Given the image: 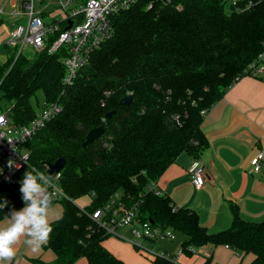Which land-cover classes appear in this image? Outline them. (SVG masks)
<instances>
[{
    "label": "trees",
    "instance_id": "1",
    "mask_svg": "<svg viewBox=\"0 0 264 264\" xmlns=\"http://www.w3.org/2000/svg\"><path fill=\"white\" fill-rule=\"evenodd\" d=\"M226 1L139 0L113 17V35L90 54L70 86L61 80L63 48L48 53L45 47L33 59L23 54L14 59L10 51L0 62V100L13 122L26 123L35 115L31 98L38 90L43 101L61 105L26 142L29 164L40 171L64 158L58 184L68 196L59 201L61 215L51 221L43 245L55 258H35V264H73L80 257L87 264H127L104 247L108 235L88 216L118 191L138 202L139 220L185 235L184 254L208 244L228 245L250 255L249 264H264V219H244L233 206L231 224L209 231L194 210L176 207L150 187L181 152L200 157L207 147L202 111L237 78L249 75L246 67L264 50V0L241 12L227 9ZM127 95L131 102L121 103ZM173 115H179L180 125ZM100 125V136L83 146L88 130ZM30 167L0 181V196L8 201L0 219L9 208L22 206L19 180ZM86 195L90 202L78 207L75 201ZM150 264L176 262L155 257Z\"/></svg>",
    "mask_w": 264,
    "mask_h": 264
},
{
    "label": "crops",
    "instance_id": "2",
    "mask_svg": "<svg viewBox=\"0 0 264 264\" xmlns=\"http://www.w3.org/2000/svg\"><path fill=\"white\" fill-rule=\"evenodd\" d=\"M0 19L1 46L13 25L5 24L3 18ZM3 61L4 58L0 59V62ZM200 126L207 140V147L196 159L203 167V186L195 187L188 172V166L195 158L181 152L154 181L153 188L167 194L176 207L194 210L200 223L209 231H219L231 224L233 206L244 219L263 220L264 71L256 76L242 75L237 78L224 90L220 99L203 112ZM258 151L263 153L261 170L254 172L250 160ZM89 202L78 205H87ZM61 212V203H52L48 213L50 222L58 218ZM6 220L7 216L3 217L0 224ZM120 229L125 230L121 231L123 234L127 233L126 228ZM180 242H166L165 250L171 252L172 249L173 254H176ZM102 243L127 264H150V261L135 263L131 259L135 253L127 241L106 237ZM14 247V257L4 264H35V258L43 262L55 258L50 248L42 246L37 252L31 251L23 237ZM207 257L208 264H249L250 260V255L240 254L225 245L210 246L209 249L204 245L190 255L178 254L175 260L179 264H204Z\"/></svg>",
    "mask_w": 264,
    "mask_h": 264
},
{
    "label": "built area",
    "instance_id": "3",
    "mask_svg": "<svg viewBox=\"0 0 264 264\" xmlns=\"http://www.w3.org/2000/svg\"><path fill=\"white\" fill-rule=\"evenodd\" d=\"M139 0H54L53 2H42V0H20L25 9V24L13 25L2 40L1 46L11 47L14 59L21 55L25 45L30 46L34 52L47 47L48 53H54L59 49L65 50L61 58L64 66L62 84L70 86L82 66L86 65L90 54L100 46L102 42L110 38L114 33L113 17L133 6ZM260 0H227V9L241 12L251 8ZM14 4V0L12 1ZM3 5L0 6V18L4 16ZM177 8H180L178 5ZM16 14V11H13ZM54 38L51 40V37ZM10 49V48H8ZM6 58V56H5ZM264 71V50L258 53L256 59L248 64L245 73L256 76ZM101 104L104 101L100 100ZM61 111V105L57 102L42 101L41 106L36 109L35 115L26 123L17 124L8 116L9 107L0 108V181L10 179L22 167L29 164V149L26 142L31 139L41 128L51 121ZM204 112V111H202ZM177 125H180L179 115H173ZM21 155L27 157L24 161ZM263 153L258 151L250 160L252 170H261V159ZM13 162L10 167L8 161ZM35 168L33 166L30 167ZM37 169V168H36ZM50 177V183L46 186L51 200L59 202L68 199V196L60 188L58 178L60 171L50 176L45 170L41 171ZM191 182L195 187L203 186L205 176L203 167L198 160H193L188 166ZM154 187V181L150 185ZM156 193H160L153 188ZM90 197V196H89ZM91 198V197H90ZM90 201V200H89ZM136 200L126 199L122 191L116 192L102 206L88 213L91 221L105 231L108 236L115 235L134 245L138 250L148 252L153 257H162L176 262L175 257L182 254L181 248L176 254L165 249H156L157 242L172 241L176 237V231L170 227H162L149 220L141 221L137 217ZM77 204V203H76ZM78 205V204H77ZM84 208V205H78ZM138 224L139 228L135 226ZM120 228H126L127 233L120 232ZM146 241L149 246L142 242H133L128 234ZM226 247L228 245H225ZM192 252L195 249L190 248ZM176 264H179L176 262Z\"/></svg>",
    "mask_w": 264,
    "mask_h": 264
},
{
    "label": "clouds",
    "instance_id": "4",
    "mask_svg": "<svg viewBox=\"0 0 264 264\" xmlns=\"http://www.w3.org/2000/svg\"><path fill=\"white\" fill-rule=\"evenodd\" d=\"M21 159L25 161L26 155H21ZM8 164L11 167L13 162L9 160ZM49 183L50 177L39 169L24 171L19 180L22 206L9 208L6 222L0 224V264L14 257V246L22 237L33 252H37L47 243L52 231L48 215L51 198L46 191ZM7 205L8 201L0 196V210Z\"/></svg>",
    "mask_w": 264,
    "mask_h": 264
},
{
    "label": "rangeland",
    "instance_id": "5",
    "mask_svg": "<svg viewBox=\"0 0 264 264\" xmlns=\"http://www.w3.org/2000/svg\"><path fill=\"white\" fill-rule=\"evenodd\" d=\"M12 1L13 0H0V6L2 4H5L3 5V12L5 13L2 18H3V21L5 24H9V25H17L18 23H24L25 24V19H26V16L24 15L23 16V11H25V9L21 6L20 4V0H14V4H12ZM54 0H42V2H53ZM8 3V4H7ZM14 8H13V7ZM13 9V10H12ZM10 10V11H9ZM9 11V12H8ZM13 11H16V14H13ZM19 13V14H18ZM13 14V15H12ZM10 16V17H9ZM25 17V18H24ZM27 47V48H26ZM29 47V48H28ZM10 48V49H8ZM10 51H11V54L14 52V49L11 48V47H4V46H0V59L4 58V60L6 59L5 56L9 55L10 54ZM23 55L27 56L28 58L30 59H33L34 58V55H35V52L33 49H31L30 46L28 45H25L22 49V52H21ZM10 54V55H11ZM43 94H42V91L41 90H38L35 94L34 97L31 98V103L32 105L35 107V109H38L40 106H41V103L43 101ZM6 101L5 100H0V107L1 106H6ZM89 201V197L88 196H85L83 198H80L78 199L77 201H75L77 204H83L85 202ZM137 229L139 228L138 224H136L135 226ZM124 232L125 230H121L120 229V232ZM121 232V233H122ZM117 238V240H124V239H121L115 235H110L108 236V238ZM128 238L132 239L133 242H142L144 245L146 246H149V244L146 242V241H141L138 237H135L133 236L132 234H128L127 235ZM186 236L181 234V233H178L176 232V237L175 239H173V242L174 244L182 241L183 239H185ZM125 241V240H124ZM166 242H170V241H166V240H163V241H160V242H157L155 245H154V248L156 249H166L167 247V243ZM131 247H132V250L134 251L135 255L134 257H131V259L136 263V262H140V261H145L147 263H149L150 259L153 257L152 254H149L148 252L144 251V253L140 250H138L136 247H133V245L129 244ZM210 244L207 245V248L209 249L210 248ZM175 250V249H174ZM171 252L173 253L172 249H171ZM81 260L84 261V263H80ZM73 264H87V261L84 257H81L80 258V261L79 259H77ZM139 264V263H137Z\"/></svg>",
    "mask_w": 264,
    "mask_h": 264
},
{
    "label": "water",
    "instance_id": "6",
    "mask_svg": "<svg viewBox=\"0 0 264 264\" xmlns=\"http://www.w3.org/2000/svg\"><path fill=\"white\" fill-rule=\"evenodd\" d=\"M132 100V96L131 95H127L125 97H123L120 102L123 104H128L130 103ZM113 112L109 111L105 113V116H110ZM8 116L10 117L11 114L8 113ZM170 123V121H169ZM103 131V127L100 125L98 127H94L88 130V132L86 133L85 136V140L83 141L82 145L86 146L88 143H90L91 141H93L95 138H97L98 136H100V134ZM64 165V158L60 157L57 158L53 163H49L47 165V172L50 176H53L56 172L60 171V169L63 167ZM150 222H152L151 219H149Z\"/></svg>",
    "mask_w": 264,
    "mask_h": 264
},
{
    "label": "bare ground",
    "instance_id": "7",
    "mask_svg": "<svg viewBox=\"0 0 264 264\" xmlns=\"http://www.w3.org/2000/svg\"><path fill=\"white\" fill-rule=\"evenodd\" d=\"M8 4V3H7ZM5 5V4H4ZM13 7V6H12ZM14 8V7H13ZM226 8H227V6H226ZM4 10V9H3ZM13 10V9H12ZM10 11V10H9ZM8 11V12H9ZM19 14V13H18ZM13 15V14H12ZM5 16V15H4ZM10 17V16H9ZM4 18V17H3ZM25 18V17H24ZM26 20V19H25ZM24 24V23H23ZM27 48V47H26ZM29 48V47H28ZM32 49V48H31ZM148 220V219H147ZM133 247H135L134 245H133Z\"/></svg>",
    "mask_w": 264,
    "mask_h": 264
}]
</instances>
